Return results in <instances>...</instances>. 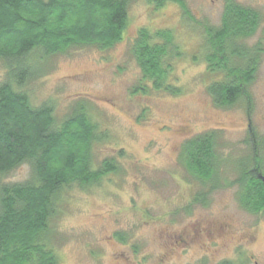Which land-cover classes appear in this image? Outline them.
Segmentation results:
<instances>
[{"label":"rangeland","instance_id":"obj_1","mask_svg":"<svg viewBox=\"0 0 264 264\" xmlns=\"http://www.w3.org/2000/svg\"><path fill=\"white\" fill-rule=\"evenodd\" d=\"M233 1L260 17L248 44L262 41L263 52L246 91L264 169V0ZM181 2L183 9L173 2L156 8L129 0L119 43L105 51L84 47L49 57L39 67L42 76L18 90L34 107L50 104L58 126L84 103L101 136L92 145V167L104 160L116 166L93 186L61 191L47 235L57 264H264V213L244 211L235 185L237 163L249 155L247 106L241 99L232 108H218L206 93L221 78L206 71V32L219 27L225 0ZM141 29L172 32L181 54L172 61L168 82L179 94L137 90L141 74L130 48ZM6 74L0 61V84ZM211 132L223 160L213 189L179 160L186 141ZM29 175L24 164L0 183H21ZM196 195L205 205H192Z\"/></svg>","mask_w":264,"mask_h":264},{"label":"trees","instance_id":"obj_2","mask_svg":"<svg viewBox=\"0 0 264 264\" xmlns=\"http://www.w3.org/2000/svg\"><path fill=\"white\" fill-rule=\"evenodd\" d=\"M145 1L156 8L166 2L184 8L181 0ZM128 5L129 0H0V61L7 71L0 84V177L21 165L30 167L26 181L0 183V264H57L47 235L61 191L73 185L93 186L116 171L111 160L92 167V145L101 136L84 103L58 126L50 104L34 107L18 90L42 76L39 67L49 57L84 47L105 51L119 43ZM259 24L258 12L225 0L219 27L207 30L206 71L221 77L206 87L215 107L232 108L247 94L261 53L246 50L243 43L256 34ZM130 53L141 74L138 91L149 87L179 94L180 89L168 82L172 61L181 54L171 31L141 29ZM216 138L212 132L199 134L179 153L186 172L212 189L218 186L223 161L217 156ZM250 164V154L237 163L240 176L235 185L242 205L257 214L264 209V185L246 175ZM191 202L206 203L201 195Z\"/></svg>","mask_w":264,"mask_h":264},{"label":"flooded vegetation","instance_id":"obj_3","mask_svg":"<svg viewBox=\"0 0 264 264\" xmlns=\"http://www.w3.org/2000/svg\"><path fill=\"white\" fill-rule=\"evenodd\" d=\"M253 37H251V38H253ZM251 38H248V39H246L244 41V43H243L244 47L246 48V50H248V49H252V50H256V51L259 50L260 53H261L260 54V56H261L262 52H263L262 41L259 40L257 42H253L252 45L250 46L248 44V41ZM242 99L245 101V104L247 106L246 110H245V116H246V119L248 121V127L247 128H248V133H249V140H248L249 146H247V147H248V151H249V154H250V157H251V164L248 167L249 169L246 171V175H248L251 179L260 181L264 185V182L261 180V178H264V169L262 167L261 157H260V154H259V151H258L259 150V145H258V141H257V136H256V132L253 129V127H252V125L250 123V119H249L250 118V111H251V107H250L251 98H250V96L248 94H245L242 97ZM242 191L244 193V189ZM241 196H242V194H241ZM238 202H239L240 207L244 211H246L248 213H253V212H250L249 210H247V208L242 205L241 201H238ZM204 205H205V203H204ZM257 213H264V209L258 211ZM194 235H196V234H194ZM177 242L181 243L182 241L178 240Z\"/></svg>","mask_w":264,"mask_h":264},{"label":"water","instance_id":"obj_4","mask_svg":"<svg viewBox=\"0 0 264 264\" xmlns=\"http://www.w3.org/2000/svg\"><path fill=\"white\" fill-rule=\"evenodd\" d=\"M261 180L264 182V178H261Z\"/></svg>","mask_w":264,"mask_h":264}]
</instances>
